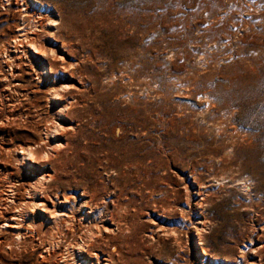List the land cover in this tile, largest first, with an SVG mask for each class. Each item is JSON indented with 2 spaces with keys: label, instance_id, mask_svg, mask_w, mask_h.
<instances>
[{
  "label": "rangeland",
  "instance_id": "obj_1",
  "mask_svg": "<svg viewBox=\"0 0 264 264\" xmlns=\"http://www.w3.org/2000/svg\"><path fill=\"white\" fill-rule=\"evenodd\" d=\"M0 62V264H264V0H0Z\"/></svg>",
  "mask_w": 264,
  "mask_h": 264
},
{
  "label": "bare ground",
  "instance_id": "obj_2",
  "mask_svg": "<svg viewBox=\"0 0 264 264\" xmlns=\"http://www.w3.org/2000/svg\"><path fill=\"white\" fill-rule=\"evenodd\" d=\"M31 37V36H30ZM31 38H33V37H31ZM29 40H30V38H29ZM36 40V39H35ZM21 41V40H20ZM19 41V42H20ZM23 41V40H22ZM25 41H27V40H25ZM25 43V42H24ZM31 44H30V46H28V49L27 50H25L24 52H25V55H26V53H30V55L31 54H36V55H39V54H41L42 53V50H40V48H38L37 47V45H35L34 44V42H30ZM35 43H36V41H35ZM21 45V44H20ZM21 46H24V45H21ZM25 49V48H24ZM18 50V49H17ZM21 51V50H20ZM18 54V53H17ZM21 55V54H20ZM24 56V55H23ZM22 56V57H23ZM21 58V57H20ZM10 60V59H9ZM13 60V59H12ZM12 62V61H11ZM15 62V61H14ZM14 62H12V63H14ZM32 62V61H31ZM0 64H1V62H0ZM16 65V64H15ZM1 66V65H0ZM11 67V66H10ZM4 68V67H3ZM14 70L13 69H11V73L9 74V76L11 77V82L9 83V87L12 89V90H14L15 92L17 91V92H20L21 90H22V88H21V83H19L18 81H20V80H15V78H14V72H13ZM1 73L3 72V70L2 71H0ZM14 73V74H13ZM7 74H8V72H7ZM6 78V77H5ZM10 80V79H9ZM8 83V82H7ZM12 84H15L14 86L12 85ZM8 87V86H7ZM5 89V88H4ZM1 90V89H0ZM18 94V93H17ZM58 95V94H57ZM1 96V95H0ZM28 96H30L29 95V93H28ZM5 97V96H4ZM58 97V96H57ZM16 116V115H15ZM14 117V116H13ZM55 126V125H54ZM62 127V124H56V126H55V129H53V130H56V131H58V130H60V128ZM52 131V130H51ZM56 131H55V133H56ZM54 133V134H55ZM51 134V133H50ZM58 135V134H57ZM57 145V144H56ZM58 147V146H57ZM56 147V148H57ZM55 148V147H54ZM55 148V149H56ZM21 150V156H22V159H23V162H26V164L27 165H32V163L33 162H35V153H34V151L32 150V149H30V147L29 146H22V144H21V146H20V149L18 150V151H20ZM10 153V152H9ZM39 153V152H38ZM29 161V162H28ZM46 180V178H44V181ZM47 181V180H46ZM41 183V182H40ZM44 183H43V181H42V185H43ZM41 185V186H42ZM45 188V187H44ZM43 188V189H44ZM39 189V188H38ZM37 190V189H36ZM45 190V189H44ZM45 193V192H44ZM33 196L35 197V199L38 201L37 202V205L39 206V205H41V204H45V203H43V199H42V192H41V190H40V192H39V190L38 191H36L34 194H33ZM35 205H36V201H35V203H34ZM36 207V206H35ZM49 214L51 215L50 216V219L52 220V224H55V225H59V224H65L66 222H67V220H68V218H69V216H68V214H66V213H64L63 212V210H61L60 212H58V211H56V212H49ZM28 215V214H27ZM72 218V217H71ZM75 220V219H74ZM73 220V221H74ZM68 223H70V222H68ZM68 223H66V224H68ZM11 224L10 223H7L6 224V226L7 227H9ZM64 226V225H63ZM55 227V226H54ZM59 227V226H58ZM104 228H105V226H104ZM54 229V228H53ZM58 229H60V228H58ZM64 229V228H63ZM63 229H62V232H63ZM107 229V228H106ZM105 229V230H106ZM67 230V229H66ZM92 231H93V229H91ZM107 231V230H106ZM93 232H95V231H93ZM66 234V233H65ZM92 234H95V233H92ZM97 234V233H96ZM94 236V235H93ZM92 236V237H93ZM95 236H97V235H95ZM94 236V237H95ZM99 236V235H98ZM97 236V237H98ZM93 237V238H94ZM82 244V243H81ZM86 246V245H85ZM74 249V248H73ZM85 249V247H84V245H79L78 246V248H77V251L76 252H74V253H76V255H75V259H76V263L77 264H92V262L90 261V259H88V258H85L84 256H83V252L85 251L84 250ZM79 254V255H78ZM83 256V257H82ZM72 264V263H71ZM75 264V263H74Z\"/></svg>",
  "mask_w": 264,
  "mask_h": 264
}]
</instances>
